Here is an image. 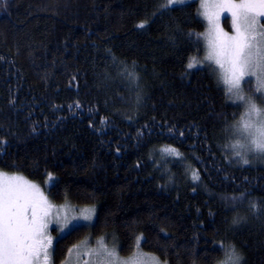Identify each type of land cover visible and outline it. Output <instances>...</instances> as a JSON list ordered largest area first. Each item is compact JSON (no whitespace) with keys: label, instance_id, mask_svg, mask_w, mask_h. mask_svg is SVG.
I'll return each instance as SVG.
<instances>
[{"label":"trees","instance_id":"obj_1","mask_svg":"<svg viewBox=\"0 0 264 264\" xmlns=\"http://www.w3.org/2000/svg\"><path fill=\"white\" fill-rule=\"evenodd\" d=\"M164 3L0 0V171L96 207L54 264L87 234L122 256L140 237L166 264H218L226 248L264 264V161L232 149L240 108L214 73L187 69L203 53L197 3Z\"/></svg>","mask_w":264,"mask_h":264},{"label":"snow or ice","instance_id":"obj_2","mask_svg":"<svg viewBox=\"0 0 264 264\" xmlns=\"http://www.w3.org/2000/svg\"><path fill=\"white\" fill-rule=\"evenodd\" d=\"M184 3L185 0H167L161 7L174 9ZM201 8V15L209 25L203 34L208 47L205 60L219 67L228 92L247 104L237 132L246 137L248 145L237 142L232 147H246L247 151L264 154V107L258 106L251 97L246 99L243 94V84H250L248 78H254L255 91L264 96V0H201ZM223 13L232 18L233 34L221 27ZM198 64L199 61L193 58L188 68ZM129 76L133 74L129 73ZM162 151L180 155L171 147ZM242 162L248 164L249 159L243 158ZM193 178L198 179V175L193 173ZM55 207L36 185L22 177H7L0 173V264H49L53 242L50 225L56 224L63 232L81 219H92L93 211L85 209L80 216L73 215L69 220L65 215L61 220L59 213L53 216ZM251 207L256 209L257 205L252 203ZM233 222L239 223V220ZM140 240L138 237L136 251L128 259H121L117 248L109 247L103 237L94 247L85 240L80 256L89 257L84 264H159L156 257L140 251ZM224 253L221 264H239L240 257L234 248H226Z\"/></svg>","mask_w":264,"mask_h":264},{"label":"rangeland","instance_id":"obj_3","mask_svg":"<svg viewBox=\"0 0 264 264\" xmlns=\"http://www.w3.org/2000/svg\"><path fill=\"white\" fill-rule=\"evenodd\" d=\"M195 1L197 3V8H198V15L200 16V18L203 20L204 24H205V29L204 31L201 33L200 35V39L201 42L203 44V53L202 55L199 56H192L190 57L188 64L193 62V58H195V60L199 61V64L191 69L188 68V64H187V69L188 70H194L196 68H200V67H204L209 69L212 73H214V75L216 76L218 82L222 85V87L224 88L225 94L227 96V99L229 102L237 105L240 108V114L239 117L235 120L232 128H231V138H232V146L234 144H236L237 142L244 144V145H248V140L246 139V137L237 132V128L240 126V121H241V117L243 116L244 112L246 111L247 108V104L244 101H239L236 100V97L234 95H232L231 93L228 92L227 90V86L223 83V80L221 78V70L219 69V67L217 65H215L214 62H209L207 60H205V56L208 53V47H207V39L205 38V36L203 34H205L208 30V22L207 20L201 15L203 9L201 8V0H185V3H189ZM167 2V0H166ZM184 3V4H185ZM262 20H264V18H262ZM220 24L221 27L224 29V31L228 32L229 34H233V30H232V18L230 16V14L228 13H223L221 16V20H220ZM251 83L250 84H243V94L245 95L246 99L251 97L253 98V102H255L258 106L260 107H264V96H262L261 93H258L255 91V87H256V83H255V79L254 78H248ZM235 101V102H234ZM233 149V147H232ZM235 150H237V152L240 153V155L243 158H247V159H252L253 157L256 158L257 160H262L264 161V154H260V153H255V152H250L246 150V147H242V148H235ZM250 162V161H249ZM0 173L4 174L7 177H22L25 181H28L31 184L36 185L37 187L40 188L41 192H43V194L48 198L47 196V188L49 187V183L47 184H40L38 182H34L31 181L29 179H27L26 177H24L21 174L18 173H8V172H4V171H0ZM48 201L55 205L56 207L53 208L52 212H53V216H55L57 213H59L61 220H63V218L65 217V215L67 216V218L69 220H71L72 216H80L81 213L84 212L85 209L88 210H92L93 211V215H92V219L90 221H85L83 219H81L79 222L74 223L73 226L67 228L65 231L60 232L59 231V227L56 224L50 225L49 227V232L52 236V249L54 246V242L63 237L65 234H67L68 232H70L71 229L75 228V227H79V226H89L91 225L94 220H95V216H96V207L95 205H89L87 207H82V206H73L70 203H64V204H55L53 202H51L48 198ZM105 239L106 243L108 244L109 247L115 246L117 248V251L119 253L118 250V245L115 242V239L113 237H110L109 235H104L101 236ZM101 237H96V236H89L88 234L77 244H75L74 246H72V251L68 252L67 256L65 257V259H63L59 264H84L85 260H88L89 257H83L81 258L80 253L84 250L85 245L83 244V242L85 240H88L89 244L91 246H96V241L101 238ZM51 249V251H52ZM136 251V245L134 246L132 253L128 256H122L119 253V256L121 259H128L130 257H132L133 253ZM140 251H142L143 253L148 254L149 256H154L156 257L154 254L146 252L144 250H142L140 248ZM157 258V257H156ZM157 260L159 261V264H166L165 262L161 261L160 259L157 258ZM49 264H54V261L52 259V256L50 258ZM218 264H221L218 263Z\"/></svg>","mask_w":264,"mask_h":264},{"label":"clouds","instance_id":"obj_4","mask_svg":"<svg viewBox=\"0 0 264 264\" xmlns=\"http://www.w3.org/2000/svg\"><path fill=\"white\" fill-rule=\"evenodd\" d=\"M239 257H240V260L239 261H241L243 259V257L240 254H239Z\"/></svg>","mask_w":264,"mask_h":264}]
</instances>
